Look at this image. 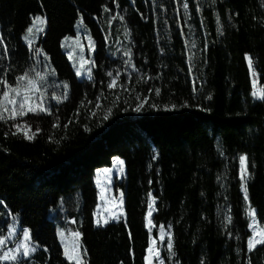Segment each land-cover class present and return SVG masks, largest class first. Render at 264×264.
Returning a JSON list of instances; mask_svg holds the SVG:
<instances>
[{
  "label": "trees",
  "instance_id": "trees-1",
  "mask_svg": "<svg viewBox=\"0 0 264 264\" xmlns=\"http://www.w3.org/2000/svg\"><path fill=\"white\" fill-rule=\"evenodd\" d=\"M37 14L39 55L24 40ZM80 14L89 80L62 48ZM0 41V79L29 72L47 109L0 121V236L16 220L37 245L1 264H70L58 226L79 227L84 264H146L149 193L153 226L172 234L164 264H264V245L248 250L239 164L264 228V0H0ZM17 123L35 138L13 135ZM116 158L125 218L97 227L95 171Z\"/></svg>",
  "mask_w": 264,
  "mask_h": 264
},
{
  "label": "rangeland",
  "instance_id": "rangeland-1",
  "mask_svg": "<svg viewBox=\"0 0 264 264\" xmlns=\"http://www.w3.org/2000/svg\"><path fill=\"white\" fill-rule=\"evenodd\" d=\"M36 17L42 18L45 21V23L43 24L37 23L31 35H29L28 32H26V34L24 35V40L30 47H32L35 50H39V42L46 28V18L43 14H37L36 16H34L32 23L30 24L29 27L33 26V22ZM90 44L94 45V38L92 37V35L90 34V32L88 31L86 27V24L84 23L83 14H80L78 21L76 23L75 34L65 37L62 41V48L64 52L67 54L68 59L70 60L75 72H77V69L80 68L81 65L83 64L82 74L78 76L79 79L89 80L93 78V70H94L93 50L94 49H90ZM40 60L42 61L43 59H40ZM88 69H91L90 75L88 73ZM31 95L36 96V93H32ZM41 97L43 96L40 95L39 98ZM239 164H240V160H239ZM246 165H247L246 179L242 183L245 184L247 188V180L249 178L247 161H246ZM104 169H111V171L109 173H104L103 172ZM240 169H241V165H240ZM125 175H126L125 163L123 164L122 172L120 171V166L114 165V163L110 167L100 168L95 171V183H96L97 192H98V203L95 209L94 219H95V225L97 227L105 226L110 222H119L125 218V195H124V188H123V184L125 181ZM241 189L244 194L242 184H241ZM121 194L123 198L122 206L120 205ZM102 195H103V199L101 198ZM153 198L154 197L151 195V197L149 198V202ZM246 203H247L246 212H247V218H248V229L250 231V236H251L252 230L249 227V225L252 224L253 221L248 215V212L250 209L254 210L255 212V221H256L257 229L259 230L263 227L260 225L259 220L257 218L256 210L255 208L251 206L249 199L246 201ZM154 209L156 210L155 204H154ZM155 210L153 211L152 216ZM113 216H115L116 218L115 219L112 218ZM152 216L150 217L151 222H152ZM98 220L100 221L99 224L97 223ZM105 220H107V223L104 222ZM148 220H149V217H148V211H147L146 226L148 230L151 229V231H149L150 232V242L155 240L156 242L155 247L160 252V259L164 261V257L162 253L163 251L169 252L167 250V241H168L169 235L171 236V240H172V234L168 228H166L164 225H161L164 227L163 239H161V231H160L161 226L155 228L153 226V223L151 224L148 223ZM24 229L25 228H23L20 225L19 221L12 220L9 226L8 233L6 235L0 236V237L7 238V243L2 248H0V254H2L4 251H8L9 249H14L18 242H23V230ZM155 229H156V234H154ZM77 231L81 234V231L78 226L77 227L69 226L68 228L58 226L57 234L62 244L63 251H65L66 246L71 251L74 240H75L72 233L77 232ZM60 233H63L64 235L61 236ZM79 244H80V249H79L80 256L84 264L85 260H84V256H83L84 253H83V248H82V235H80L79 237ZM31 246L35 250L32 251L30 255L37 250V245L34 244L32 241H31ZM20 256H23L22 253L20 254ZM3 262L5 261H0V264ZM153 264H159V261L154 259Z\"/></svg>",
  "mask_w": 264,
  "mask_h": 264
},
{
  "label": "snow or ice",
  "instance_id": "snow-or-ice-1",
  "mask_svg": "<svg viewBox=\"0 0 264 264\" xmlns=\"http://www.w3.org/2000/svg\"><path fill=\"white\" fill-rule=\"evenodd\" d=\"M187 4L184 5V8L187 9ZM43 24L45 21L40 18L36 17L33 26L29 27L27 29V32L29 35L33 33V29L35 28L36 24ZM82 23V21H81ZM42 30V29H41ZM67 39V38H66ZM2 43V41H0ZM90 49H94V45L90 44ZM6 51V50H5ZM36 54L39 55V50H36ZM126 55L130 56V53H126ZM248 66L249 69L251 70L253 67V61L249 57L248 58ZM82 69H83V64L81 65L80 68L77 69L76 75L80 76L82 74ZM88 73L90 75L91 69H88ZM109 76H112V73H108ZM36 77L39 78V80H43V76L41 73L37 72ZM118 78V77H117ZM117 78H114L108 85L109 88H113L116 86L117 83ZM0 85H3V90L0 91V121H5L7 122L8 120L15 121L19 118H22L26 116L28 113H37V112H45L47 109L43 106V101L41 100L40 103H37L33 100L32 93L39 92V87H38V80L34 79L30 76L29 72H25L24 74L16 77L15 84H10L7 79H0ZM65 89L67 88V85H64ZM155 94L158 96L160 94V90L156 89ZM253 96H258V93L256 91L253 92ZM64 98H67V93H65ZM259 98L264 99V94H260ZM53 99L59 100V97H53ZM139 99V97H137ZM144 102H147L146 100ZM99 105H97L98 107ZM155 107V105H152ZM143 107V102L139 104L136 107V111H140L141 108ZM175 105H172L171 108H175ZM165 110H170L168 109L167 106H165ZM111 110H109L110 112ZM108 116L106 115L104 119H107ZM58 126V125H56ZM13 127L16 129L15 132H13V135L17 134H22L24 139H34L36 133L32 132L31 135H29V132H31V127L27 124H14ZM24 129H27V131H24ZM39 129H37V132ZM240 178L241 181H245L246 179V173H247V157L246 156H241L240 158ZM114 165H119L120 166V171H123V160H120L119 158H116L114 160ZM111 169H104V173H109ZM242 188L244 191V199L247 201L248 200V195H247V188L245 184L242 183ZM149 196L151 197V193H149ZM103 199V195L101 196ZM123 204V198L121 194V199H120V205L122 206ZM154 204L155 200L154 198L149 202L148 204V223L151 224V219L150 217L152 216L154 209ZM249 217L252 219L253 223L249 225V227L252 230V235L248 239V250L252 251L254 250L258 245H264V228L257 229L256 227V221H255V212L254 210H249L248 212ZM112 218H116L113 216ZM229 222L231 220V217L228 218ZM107 223V220L104 221ZM97 223L99 224L100 221L98 220ZM151 231V229H149ZM161 231V239H163V234H164V227L161 226L160 228ZM61 236H63V233H60ZM73 237L75 238L73 246L71 251L68 249V247H65L64 255L65 257L69 260L70 264L74 262V264H83V261L80 256V244H79V237L80 233L73 232L72 233ZM7 243V238L0 237V248H2L5 244ZM155 240L150 242V246L147 249L148 255L145 257L146 264H153V260H158L159 264H164V261L160 259V252L159 250L155 247ZM172 249V240L171 236H168V241H167V250L171 252ZM35 249L31 246V237L30 233L27 229L23 230V242H18L15 246L14 249H9L8 251H4L2 254H0V261H17L19 259L20 254L22 253L23 257H28L32 251Z\"/></svg>",
  "mask_w": 264,
  "mask_h": 264
}]
</instances>
